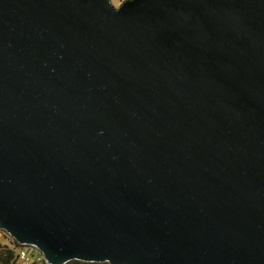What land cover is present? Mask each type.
I'll use <instances>...</instances> for the list:
<instances>
[{"label":"water","instance_id":"water-1","mask_svg":"<svg viewBox=\"0 0 264 264\" xmlns=\"http://www.w3.org/2000/svg\"><path fill=\"white\" fill-rule=\"evenodd\" d=\"M0 230L47 264H264V0H0Z\"/></svg>","mask_w":264,"mask_h":264},{"label":"trees","instance_id":"trees-1","mask_svg":"<svg viewBox=\"0 0 264 264\" xmlns=\"http://www.w3.org/2000/svg\"><path fill=\"white\" fill-rule=\"evenodd\" d=\"M27 250L30 254V261L26 262L21 259L20 252L21 250ZM38 254H42L36 248L28 247V246H21L14 240L12 237L9 239H1L0 238V264H47L44 260L38 261ZM67 264H108V263H88V262H81V261H71Z\"/></svg>","mask_w":264,"mask_h":264},{"label":"built area","instance_id":"built-area-1","mask_svg":"<svg viewBox=\"0 0 264 264\" xmlns=\"http://www.w3.org/2000/svg\"><path fill=\"white\" fill-rule=\"evenodd\" d=\"M30 254L27 252V250L22 249L20 252V257L22 260L29 262L30 261ZM38 261H45L44 256L42 254H38Z\"/></svg>","mask_w":264,"mask_h":264},{"label":"rangeland","instance_id":"rangeland-1","mask_svg":"<svg viewBox=\"0 0 264 264\" xmlns=\"http://www.w3.org/2000/svg\"><path fill=\"white\" fill-rule=\"evenodd\" d=\"M124 1H126V0H112L115 7H119ZM9 237L10 236L6 232L0 230V238L1 239H4V238L9 239ZM19 264H22V263L20 262Z\"/></svg>","mask_w":264,"mask_h":264}]
</instances>
